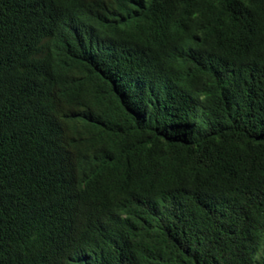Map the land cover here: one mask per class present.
Here are the masks:
<instances>
[{
    "label": "trees",
    "instance_id": "16d2710c",
    "mask_svg": "<svg viewBox=\"0 0 264 264\" xmlns=\"http://www.w3.org/2000/svg\"><path fill=\"white\" fill-rule=\"evenodd\" d=\"M0 264H264V0H0Z\"/></svg>",
    "mask_w": 264,
    "mask_h": 264
}]
</instances>
